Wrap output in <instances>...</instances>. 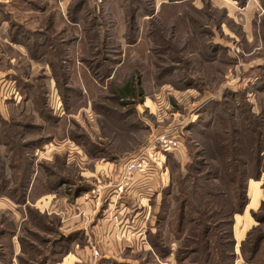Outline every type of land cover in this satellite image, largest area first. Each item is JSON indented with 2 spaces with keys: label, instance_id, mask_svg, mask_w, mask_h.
<instances>
[{
  "label": "rangeland",
  "instance_id": "1",
  "mask_svg": "<svg viewBox=\"0 0 264 264\" xmlns=\"http://www.w3.org/2000/svg\"><path fill=\"white\" fill-rule=\"evenodd\" d=\"M248 1L255 6L251 14L245 13ZM245 2L0 0V230L5 232L0 245L9 253L15 245L20 246L22 262L37 264L51 256L57 248L52 244L75 243L67 230L92 226L86 225L92 211L88 205L96 207L97 201L89 191L99 182L104 184L105 179L103 196L109 197L115 190L109 177L117 176L124 163L156 134L175 129L181 143L178 151L167 157L165 171L158 177L159 186L170 187V213L176 208L177 181L191 173L187 171L189 166L206 172L212 168L231 169L235 164L231 157L247 161L251 157L246 153L247 147L254 150L256 146L251 137L261 135L264 141V88L257 92L251 86L250 92L244 90L245 97L237 91L243 93L248 83L255 82L258 87L263 82L264 86V81H260L264 75V0ZM233 6L237 13H233ZM211 47L217 52L209 62L206 55ZM222 48L226 51L221 52ZM130 82L134 98L118 99L113 92ZM247 107L259 118H253ZM206 117L216 120L209 132H203L198 123ZM241 135L246 138L244 142ZM38 141L37 147L29 148L30 142ZM224 144L227 148L222 147ZM236 149L245 155L237 156ZM261 167L258 180L252 178V169L247 171L246 190L248 207L256 208L252 212L259 218L264 217V150ZM106 171L112 175L106 176ZM194 173L193 176L200 174ZM21 177L29 185L39 179L58 181V177L79 181L84 187L79 194L68 193L64 185L60 188L65 192L60 193L59 189L55 195L63 197L67 193L68 203L78 198L79 211L71 208L78 215L70 210L68 217L71 220L75 216L80 221L64 229L52 211L54 201L37 198L44 191L41 184L35 193L24 191ZM120 179L118 175L117 181ZM209 181L219 190L225 188L217 179L210 177ZM161 189L157 188L158 196L153 197L155 205L153 198L149 199L151 212L146 227L159 211ZM133 195L138 198L130 190L119 195L117 205H123L121 210L116 209V203L110 206L112 220L116 214L122 215L117 219L119 228L131 226L130 220L126 221L128 212H138L135 203H129L133 209L122 203ZM103 196L98 203L110 204V199L104 202ZM141 198L148 197L142 193ZM139 202L140 199L141 207ZM142 204L146 205L147 200ZM252 214L233 218L237 256L234 264H244L239 256L240 243L251 228L258 227ZM135 216L133 213L131 218L135 220ZM126 230L123 236H130L132 232ZM89 233L82 234L81 241L85 245L95 241L98 247L92 246L98 256H93L92 249L85 250V245L75 248L66 243L50 257L49 263L63 260V264H69L72 255H79L85 264H128L133 262V256L142 254L139 248L124 246L127 242L120 239V234L111 235L115 251L103 246L109 239L104 235L101 240L102 231ZM169 240L170 248L180 246L172 237ZM139 257L144 259L146 255ZM156 262L151 257L147 264Z\"/></svg>",
  "mask_w": 264,
  "mask_h": 264
},
{
  "label": "trees",
  "instance_id": "2",
  "mask_svg": "<svg viewBox=\"0 0 264 264\" xmlns=\"http://www.w3.org/2000/svg\"><path fill=\"white\" fill-rule=\"evenodd\" d=\"M236 1L239 2L240 5L246 3V0ZM262 8L264 12V4ZM16 33H18V30ZM37 35L41 36L42 34ZM215 48L211 47L209 51H207V61L210 62V60H213L211 57L217 52ZM220 51L225 52L226 50L222 48ZM208 57L210 59H208ZM261 80L264 81V75H262L260 81ZM257 81L259 80L257 79ZM251 86L252 89L257 90V92H260L264 88L263 82H261L258 87H256L255 82L253 84L248 83L246 87L243 88V93H240L238 90V94L240 96L244 95L245 97L247 91L244 92V90H249L250 92ZM19 89L18 86L16 90L18 94L21 93ZM113 94H116L115 96L121 100L134 98V89L131 82L123 85L122 88L117 89ZM224 98L225 95H223V99ZM216 105L219 106V103L216 102ZM247 112L253 118H259L254 115L249 107H247ZM211 116L212 118H215L212 114ZM239 117L244 120V116L241 118L239 115ZM212 118L206 117L199 120L198 123L203 127V132H209V130L212 131V128L216 124V120ZM248 133V136H250L252 130L249 129ZM203 134L206 135L205 133ZM241 136L244 142V139L246 138L243 135ZM251 138V143L254 140V144L256 145L254 150H251L250 148L248 149V147L246 149V153L251 157L245 162L235 159L236 157H231L232 161L235 163L231 169L212 168L213 170L210 169L209 171L206 170V172H201L197 167L189 166L187 171L190 170L191 173H188L183 180L177 181L178 195H176L175 198L176 208L174 213L167 212V197L169 195L168 190H170V187L167 186L166 188L161 189L162 197L158 205L159 211L152 217V220H150L144 233L149 250L146 251L147 253H143L144 249H141L140 253L142 254L133 256L132 260L135 262L128 264H147L148 258L151 257L153 259L156 258L157 262L155 264H167V259L169 257L172 258L174 264H234L237 256L234 250L236 242L232 230L234 225L233 218L235 215H241L247 204L246 190L247 180L249 179L247 171L252 169L254 175L252 178L258 180L262 169L261 154L264 150V141H262L261 135H254V137ZM247 140L249 141V138H247ZM247 140L246 144H248ZM227 144H224L222 147L227 148ZM37 145H39V141L36 143L30 142V145L28 146H30V149H33L37 147ZM231 150L234 151L235 149ZM239 153H241L242 156L245 155L242 151L236 149L237 156ZM111 158L112 157H110L109 160L113 161ZM197 164L202 167L201 162ZM245 166L247 168L244 169ZM25 170L26 168H23V171ZM194 172L200 173L199 176H193L195 174ZM24 174H26V172H24ZM155 177H157V174L155 173L146 176L135 175L132 181H149L151 186L150 190H152L154 182L152 180ZM210 177L222 182L225 188L222 190L217 189L216 185H214L212 181H209ZM57 180L58 181L52 182L45 179H39L38 181H33V184L29 185V181H27V179H23L22 181L21 177L22 183H25L23 185L24 191L29 189L30 193H35L38 184H41L44 191L42 190L37 198L49 193H58L59 189L61 192V188L64 187V185L67 186L68 193H72L74 196L79 194V192L84 191V187H82V184L79 181H68L60 179L59 177ZM157 187L159 189V186ZM149 191L145 193L148 194ZM63 192H65V190H63ZM154 196L151 195V198ZM152 200V204L155 205V199L153 198ZM16 203L18 204L19 202ZM251 213H253L252 217L257 222L258 227H253L246 233L244 240L241 241L239 246V256L244 264H264V217L259 218L254 212ZM128 220L129 217L127 216L126 221ZM2 231L3 230H0V239L5 236V232ZM252 235L254 236L251 239ZM169 237H172L176 242L178 241L180 246L177 245L175 249L172 250L169 246ZM73 239H75L79 246L85 245V243L81 241L82 232L73 233L70 240ZM20 243L22 245V241H20ZM66 243H69V241L52 244L51 247L57 248L52 250L51 256L58 253L60 248ZM12 255L13 250L12 253L11 251L9 253L6 248L0 245V260L3 261V264H12ZM143 255H146L147 260L146 258L139 260V256L143 257ZM51 256L48 255L44 257V259L48 258L50 260ZM123 258H127V256H124ZM18 259L20 264H24L21 257H18ZM38 264L44 263L41 261ZM115 264L120 263L115 262Z\"/></svg>",
  "mask_w": 264,
  "mask_h": 264
},
{
  "label": "built area",
  "instance_id": "3",
  "mask_svg": "<svg viewBox=\"0 0 264 264\" xmlns=\"http://www.w3.org/2000/svg\"><path fill=\"white\" fill-rule=\"evenodd\" d=\"M15 95H17L16 92ZM180 144L181 143L176 136L175 129L156 134V136L145 148L139 151L134 157L127 160L123 165V169L121 168V179L115 185V193L121 195L129 190H133V192L138 195V198L135 199L134 206L138 207V212H130V214H136L135 220H133L131 218V215H129L131 226L128 228H119L120 226H116V230L118 229L116 234H120V239L127 242V247L131 248L135 245L134 247L137 249L149 248L144 233L146 229V221H148V216L151 212L150 206L148 205V202H150V200L149 198L143 199L141 198V196L143 192L149 191L151 189V186L149 184V181H132L134 176H146L155 173L158 177L161 178V173L162 171H165L166 168L167 157L169 155H174L178 151ZM134 186H136L135 189H133ZM105 188V183L103 184L99 182L89 191V193L92 195L91 197H94V199L97 201V206L100 205V203L98 202H101L100 197L101 195H103V191L105 190ZM139 199L141 207H139L138 204ZM146 200L147 204L143 205L142 202ZM134 207H132V209ZM139 225L140 227H137ZM124 229H128L126 230L128 231L127 233L131 231L136 236H133V234L130 233V236L127 234L125 235V238V236H123ZM136 237H138V240L136 239ZM92 250H94L93 256H98L96 249L92 248Z\"/></svg>",
  "mask_w": 264,
  "mask_h": 264
},
{
  "label": "crops",
  "instance_id": "4",
  "mask_svg": "<svg viewBox=\"0 0 264 264\" xmlns=\"http://www.w3.org/2000/svg\"><path fill=\"white\" fill-rule=\"evenodd\" d=\"M250 1H248L247 2V4H246V6H245V9L247 8V10H246V14H251V13H253L254 12V10H255V6L254 5H252V3H249ZM253 2V4H255V2L254 1H252ZM249 3V4H248ZM231 6V5H230ZM229 5H228V7H230ZM222 8H225V5H224V3L222 4ZM232 11H233V13L235 12V13H237L236 12V9H235V7L233 6L232 7ZM228 13V12H227ZM222 45V44H221ZM223 47H225L224 45H222ZM106 164H108V163H106ZM105 169H108V167H105ZM110 170V169H109ZM107 172V171H106ZM109 172V173H108ZM107 173H105V174H107L106 176H108V175H112V174H110L111 173V171H108ZM102 174V173H101ZM118 175H120V177H121V171H120V169H119V173H118ZM118 175L117 176H115L113 179H110V177H109V179H108V181H111L112 182V184H117L118 183V181H117V179H118ZM104 181V183H105V179L103 180ZM152 181H154L153 182V185H154V187H153V189L152 190H150L149 192H148V194L147 193H145V192H143L144 193V195L145 196H147L149 199H151V195H155V197H157L158 196V190H157V186H159L158 185V183H157V181H158V176L157 177H155V178H153V180ZM156 185V186H155ZM168 186V184L167 185H160L159 186V189H164V188H166ZM136 188V186H134L133 187V189H135ZM113 191V193L112 194H110V196L108 197V195H107V198H106V194H104V196H103V200H104V202H106V199L107 200H109L110 199V204H108L107 203V205L106 206H101V204L99 205V206H93V204L92 205H88V207H90V210H92L91 211V215L88 217L89 219H88V222L86 223V225L87 224H89L90 223V226H91V228L90 229H86L85 227L83 228V230H77V231H81L82 232V234H85V233H89V231H90V233H91V235L92 234H94V233H98V232H100V231H102L103 232V235H102V237H101V240L103 239H105V238H103L104 237V235H105V237L106 238H108L109 239V241H107V240H105L104 241V243H103V246L105 247V248H107V249H109V247H110V249L111 250H115V251H117L116 249H117V247H115V245L113 246V242H112V239H111V235L113 234H115L116 232H117V230H116V226H119V225H117L116 223L118 222L117 221V219H119L121 216H118V214H116L115 215V217H113V220H112V215H110L109 214V211L111 210V204L113 203H116V209H122L123 208V205H120L121 204V202L122 201H119V205L120 206H118L117 204H118V197H119V195L118 194H116L115 193V190H112ZM63 192V189H62V191L60 192V193H62ZM106 192V191H105ZM132 194H136L135 192H133V190L132 191H130ZM67 193H65V195H63V197H58V196H56L55 195V193H49V194H46V195H42L41 197H39L38 199H40V200H43V199H45V198H47V197H49V200H50V202H52V201H54V206L53 207H55V210L53 209L52 211H53V213L58 217V219H59V224H63L62 226H63V228L64 229H66V228H68V227H72V226H74L75 224H77L79 221H80V219L79 220H77L76 219V217L75 216H72V219L71 220H73V222L70 224L69 223V221H71L70 219H69V217H68V215H69V212H71L72 211V213L73 214H75L76 216L78 215V214H76V211H74V210H71V208H75V210L77 209L78 211H79V207H78V198H75V199H73V201H71V203H68V201H69V197L66 195ZM66 196V197H65ZM134 196L135 195H133L132 196V199L130 200L129 199V201L128 202H122L123 204H125L128 208H131L132 209V207H131V204H129L130 202H132V203H135V199H134ZM51 197V198H50ZM249 198V197H248ZM249 203H247L246 204V206H245V208H244V211H243V213L241 214V215H238V217H242V218H244V216H245V214L247 213L249 216H250V213L252 212V211H255V209L256 208H254V209H252V208H250L249 209V204H250V200L248 201ZM90 204V203H89ZM80 206H82L81 204H80ZM82 208H86V207H82ZM71 210V211H70ZM51 211V212H52ZM49 211H47V215L48 214H50V212L48 213ZM43 213V212H42ZM97 214H101L102 216V218H98V215ZM97 215V216H96ZM128 217H129V215H131V217H132V214H129V212H128ZM74 217V218H73ZM79 217V216H78ZM119 217V218H118ZM61 220H63V223L61 222ZM65 222V223H64ZM252 226V223L250 224V226H249V228ZM112 228V229H111ZM249 228L248 229H246V231L244 232V234L249 230ZM242 229V226L240 227V230ZM89 230V231H88ZM93 230V231H92ZM67 231H69L67 234L68 235H70V234H73V233H75V232H77V231H70V230H67ZM59 232V231H58ZM89 233V234H90ZM99 234H102V233H99ZM63 239H64V237H63ZM242 240V239H241ZM240 240V241H241ZM88 242V241H87ZM238 243H239V241H237ZM102 243V242H101ZM100 243V244H101ZM70 246H75V248H78L79 247V244L78 243H68ZM68 244H67V247H68ZM92 245H96V247H98V245L96 244V242L95 241H93V242H88L86 245H85V250H89V249H92V248H94ZM65 245H63L62 246V248L64 247ZM124 246H127L126 244H124ZM127 248H129V247H127ZM131 248H135L134 246H132ZM130 248V249H131ZM72 249V248H71ZM129 249V250H130ZM12 250H13V255H12V264H18L19 263V259H18V257H20L21 256V249H20V246H18V245H15L13 248H12ZM83 250V249H82ZM172 250H174V249H172ZM77 251V250H76ZM75 251V252H76ZM81 251V250H80ZM71 255V254H70ZM78 257H79V255H72V258L73 259H70V262H69V264H85L86 263V261H83V263H81V259L79 260L78 259ZM126 261H129L128 259H126ZM42 262L44 263V264H50L49 263V259H43L42 260ZM62 262V263H61ZM60 263H57V264H63V260L61 261ZM130 262V261H129ZM135 261H133V262H130V263H134ZM168 262H170V264L173 262L172 261V259L169 261L168 260ZM89 263H90V259H89ZM38 264V263H37Z\"/></svg>",
  "mask_w": 264,
  "mask_h": 264
},
{
  "label": "water",
  "instance_id": "5",
  "mask_svg": "<svg viewBox=\"0 0 264 264\" xmlns=\"http://www.w3.org/2000/svg\"><path fill=\"white\" fill-rule=\"evenodd\" d=\"M63 238L59 239L58 242H60Z\"/></svg>",
  "mask_w": 264,
  "mask_h": 264
}]
</instances>
